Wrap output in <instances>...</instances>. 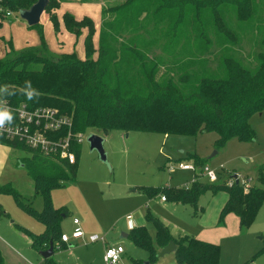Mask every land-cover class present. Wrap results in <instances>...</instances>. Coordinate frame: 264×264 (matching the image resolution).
<instances>
[{
  "label": "trees",
  "instance_id": "1",
  "mask_svg": "<svg viewBox=\"0 0 264 264\" xmlns=\"http://www.w3.org/2000/svg\"><path fill=\"white\" fill-rule=\"evenodd\" d=\"M52 1L49 0L46 10L53 6L58 9L64 2L53 5ZM139 1L126 0L120 6L103 9L98 48L94 43L96 26L92 19L85 17L77 20L70 13L63 15L66 30L77 38L87 28L85 59H81L76 52L54 55L44 43L40 47H27L21 51H16L8 43L9 52L0 60V98L13 106L26 103L31 109H59L61 113L72 117L74 134L85 133L89 129L97 130L102 135L113 131L138 130L196 136L216 131L220 136V144L233 137L242 141L254 140L255 133L249 124V118L254 113L264 111V36L257 40L259 44L256 54L244 57L239 53L243 48V32H264V21L245 20L252 0H195L194 4L199 8L214 6L216 12L222 6H237L239 26L233 28L229 21L217 16L215 30L219 37L212 41L209 37L202 36L192 42L190 46L195 54L192 59L189 58L187 68L182 73L167 69L164 59L167 54L174 52L178 42L170 38L168 42H161L172 34L178 27L177 24L163 23V27L168 28L165 36L148 42L143 35V30H148L149 17L145 5L139 10L138 18L146 22H139L132 30L122 23L123 14ZM1 5L11 12L19 13L30 9L33 4L27 0H2ZM182 5L183 1L180 0H163L160 8L169 10ZM159 12L160 10L155 9L152 14ZM143 14L146 16L141 17ZM51 21L58 31V17L52 16ZM162 22L157 19L154 28L157 29ZM245 23L249 25L246 26ZM125 32L133 37H124ZM216 46L219 48L218 56L214 59L218 61L216 71H202L199 75L188 71L190 65L196 64L194 60L205 66L204 63L214 55L211 50ZM200 57L202 58L199 59ZM137 77H143L144 90L136 84ZM0 142L17 150L37 153L22 143L8 140ZM73 151L78 160L79 146L73 147ZM39 154H35L32 159H25L23 165L32 178L35 193L43 196V210L37 211L30 204L22 203L23 196L12 187H0V193L14 196L28 213L46 226L42 235H35L19 227L23 234L31 238L33 248L40 252L46 251L53 241L54 250L64 249L67 245L62 241L64 233L60 227L61 214L53 206L51 193L54 189L65 186V182L74 180L76 167L73 169V166L77 163L68 165L54 162L52 158ZM257 171L260 186L249 185L246 188L245 185L249 183L235 182L232 187H222L229 192L222 215L236 214L243 228H248L255 222L258 211L264 204V165ZM193 188L192 191L169 188L147 192L150 196L161 194L166 200L184 203L195 201L207 190L197 180H194ZM146 217L154 223L155 237L146 227H135L128 234L135 246L149 249L156 256L157 247L162 249L174 241L177 246L175 255L180 264H220L219 246L190 236L177 240L163 221L150 214ZM0 264H5L1 252ZM43 264L56 263L51 257L44 260Z\"/></svg>",
  "mask_w": 264,
  "mask_h": 264
},
{
  "label": "rangeland",
  "instance_id": "2",
  "mask_svg": "<svg viewBox=\"0 0 264 264\" xmlns=\"http://www.w3.org/2000/svg\"><path fill=\"white\" fill-rule=\"evenodd\" d=\"M27 1L34 5L38 0ZM60 1H64L58 8L60 13H70L75 18L80 15V9L73 7V3L76 2L98 3L102 6V12L106 7H116L126 2V0H53L52 4L56 5ZM180 1H183L180 8L161 10L163 0H140L121 17L122 23L130 26L132 30L135 25H139V22H146L138 18L139 10L145 5L149 17L148 30L147 32L143 30L145 32L143 35L148 42L165 36L168 28L163 27L165 25L163 23L178 25L171 35L161 41L168 42L170 38L178 42L174 52L164 57L166 68L176 70V73L184 72L189 63L187 61L195 54V50L190 46L192 42L202 36H207L212 41L217 40L216 37H219V33L215 30L217 16L229 21L233 28L239 26L237 6H222L217 8L216 12L214 6L199 8L194 4L195 0ZM249 6L245 20L264 21V0H252ZM155 9L160 12L153 15ZM4 10L5 12H0V59L5 55V45L2 42L4 40L9 41L16 51L27 47H40L44 43L54 55L69 52L74 45L76 49L72 52H80L82 42L81 39L76 40L75 35L71 44L63 40V49L57 45L56 37L60 26L56 31L51 21V17L56 16L55 6L45 11L47 16H44L41 23L36 26H30L18 12H13L9 17L6 14L9 9ZM144 16L146 14L141 17ZM58 19L63 21L60 15ZM157 19L163 22L155 29ZM245 25L248 26L249 23ZM254 28L256 29L257 26ZM83 32L87 34V28L82 30V34ZM243 34L245 35L242 36L243 48L240 49V56H253L258 52L257 40L264 36V32L253 30L248 33L243 32L241 35ZM123 35L127 38L133 37L129 32ZM94 38L97 41L94 42L95 46L98 48L97 29ZM233 50L237 51L235 48ZM156 51L160 53L159 49ZM218 51L217 46L213 47L211 54L213 52L214 55L211 57V54L208 55L210 58L204 63L205 66L194 60L196 64L190 65L188 71L197 75L202 71L213 73L218 66V61L214 60L215 56H218ZM175 77L178 79L177 75ZM135 82L144 90L143 77H137ZM249 124L255 133L254 140L242 141L233 137L224 144H220V136L216 131L188 136L138 130L113 131L108 135H102L94 129L86 130L84 141L79 146L78 162L73 166V169L76 167L75 178L65 182V186L54 189L51 200L54 208L61 214V232L71 237L75 231L74 219H78L84 235L87 236L71 242L64 249H57L52 256L55 263L105 264L106 246L121 245L125 253L119 264H180L175 253L158 258L156 256L163 248L157 247L158 253L155 256L149 249L135 246L130 238H122L123 234H130L132 231L129 224L131 222L127 218L129 215H132L134 220L140 219L143 226L155 237L154 223L146 217L150 214L163 221L173 236L188 235L219 246L220 264H264V204L258 211L255 222L248 228L241 226L236 214L222 215L229 199V192L222 187L231 179H235V175H238L243 183L252 178L254 182L250 185L260 186L257 170L264 165V111L254 113L249 118ZM93 134L104 139L106 161L100 158L96 150L90 148L88 139ZM2 144L4 143H1L0 147ZM14 151L15 153L7 158L6 165L0 164V178L3 179L1 184L13 181L17 191L23 196L22 203L30 204L35 210L42 211L43 196L26 189L25 183L22 182V177L29 182L32 179L23 165L24 160L40 154ZM1 159L4 160V157L0 153V162ZM180 162H197L200 167L208 165L216 171L218 181L211 183L202 174L197 173L195 177L194 172L179 170ZM172 166L176 167L174 172L169 170ZM195 178L206 186L207 190L192 202L176 203L169 199L168 203H164L161 201V194L150 196L147 192L169 188L192 191ZM14 186L7 187L15 188ZM18 227L25 228L35 235H42L46 231V226L28 213L14 196L0 193V240L8 244L15 253L7 252L0 241V252L6 256V258L3 256L5 264H43L40 253L32 247L31 238L21 233ZM92 235L104 238L105 242L89 243L87 238ZM180 238L175 239L181 240Z\"/></svg>",
  "mask_w": 264,
  "mask_h": 264
},
{
  "label": "built area",
  "instance_id": "3",
  "mask_svg": "<svg viewBox=\"0 0 264 264\" xmlns=\"http://www.w3.org/2000/svg\"><path fill=\"white\" fill-rule=\"evenodd\" d=\"M0 12H5V8L1 6ZM7 16L11 17L13 12L7 11ZM0 112L8 113V117L3 123H0V140H8L24 144L30 150L41 153L44 156L52 158L55 161L75 165L77 163V155L73 151V147L80 146L84 141V133H73V119L69 115L62 114L58 109L50 107H40L31 109L26 103L19 106H13L5 99L0 98ZM175 166L169 168L170 172H174ZM178 169L182 171H191L202 174L207 177L211 183L218 181L216 171L208 165L201 167L193 162H180ZM196 180V179H195ZM239 183L246 186L252 183L246 181ZM237 179H231L226 183L232 187ZM162 201H167L165 196L161 197ZM128 220H132V216H128ZM74 225L77 226L72 236L62 235V241L68 244L72 239L84 238V232L80 227V221L74 219ZM98 241L105 242L104 238L98 235L89 237V242ZM125 253L124 247L121 245H108L105 248L104 262L105 264H119L122 261V255Z\"/></svg>",
  "mask_w": 264,
  "mask_h": 264
},
{
  "label": "crops",
  "instance_id": "4",
  "mask_svg": "<svg viewBox=\"0 0 264 264\" xmlns=\"http://www.w3.org/2000/svg\"><path fill=\"white\" fill-rule=\"evenodd\" d=\"M74 4V6L73 7H75L76 9H80V15L78 16H76V19L77 20H82V19H84L85 17H88V18H90V19H92L93 21H94V23H97V24H95V26H96V29H97V32H98V37H99V32H100V26H101V12H102V6L100 5V4H98V3H73ZM62 5V4H61ZM60 5V6H61ZM65 13H63V14H61L60 13V11H59V9H57L56 10V16H58L59 17V15H60V18L61 17H63V15H64ZM44 16H47L46 15V13H44V15L42 16V18L44 17ZM95 19H98V21H95ZM42 21V20H41ZM61 21V22H60ZM59 22H60V31L57 33L58 34V36L56 37V39H57V45L60 47V49H63V40H65V41H68L70 44H71V42H73V37H74V34H71L70 32H68L67 30H66V28H65V25H64V22L62 21V20H60ZM50 23H51V21H50ZM52 24V23H51ZM88 33V32H87ZM87 36V34H84V32H83V34L79 37V38H76V40H78V39H81V42H82V47L80 48V52H76V53H78V55H79V57L81 58V59H84L85 58V46H84V42H85V37ZM76 37V36H75ZM94 40H95V38H94ZM1 41V40H0ZM3 43H4V45H5V55H3L2 57H5L6 56V54L9 52V45H8V43H10L9 41H6V40H4V41H2ZM95 43L97 42L96 40L94 41ZM74 45V44H73ZM74 49H76L75 48V45H74V47H73V49L72 50H70L69 52L67 51V52H63V53H72V51H74ZM82 50V51H81ZM62 53V54H63ZM82 57H84V58H82ZM0 60H2V59H0ZM1 144V143H0ZM3 145V146H2ZM1 145V147H0V153L3 155V157H4V160H2L1 159V162H0V164H4V165H6V161H7V158L9 157H11L14 153H15V151L14 150H17V149H14V148H12L11 146H9V145H6V144H2ZM20 151H22V150H20ZM23 152V151H22ZM22 159V158H21ZM23 160V159H22ZM21 160V161H22ZM195 174V177H196V174L197 173H194ZM196 179V178H195ZM3 181V179H1L0 178V187H7V186H14V184H13V181H9V182H7V183H5V184H1V182ZM22 182L23 183H25V188L26 189H28V190H30V191H32V192H34L35 193V190H34V187H33V181H32V179H31V181L29 182V181H27V180H25L23 177H22ZM15 187V186H14ZM13 188V187H12ZM14 189H16L17 190V188L15 187ZM136 192V191H135ZM36 194V193H35ZM22 195V194H21ZM162 201V200H161ZM162 202H164V201H162ZM164 203H168L167 201H165ZM129 216H132V215H129ZM128 218V217H127ZM131 223H129L130 224V229L132 230V229H134L135 227H139V226H143L144 224L142 223V221L140 220V219H138L137 218V220H134L133 218H132V220L130 221ZM73 224H74V222H73ZM75 226V225H74ZM77 226H75V228H76ZM17 229H19V227L17 228ZM21 232V231H20ZM22 233V232H21ZM25 235V234H24ZM27 236V235H26ZM86 236L87 235H85L84 236V238H86ZM183 236H188V235H180V236H174L175 238H179V237H183ZM89 239V237L87 238V240ZM31 240V239H30ZM79 240H81V239H78V240H76V239H72L71 238V240H70V242L68 243V244H70L71 242H76V241H79ZM1 241V240H0ZM2 242V244H3V248H5L6 249V251L7 252H10V253H12V254H15L14 253V251L8 246V244H6V243H4L3 241H1ZM88 242H89V240H88ZM89 243H92V242H89ZM31 244H32V241H31ZM68 244H66L67 246H68ZM33 247V246H32ZM35 249V248H34ZM39 253H40V251H38ZM56 252V250L54 251V253ZM3 256L6 258V256H5V254H3ZM42 257V256H41ZM43 259V258H42ZM43 261H44V259H43ZM25 264V263H24Z\"/></svg>",
  "mask_w": 264,
  "mask_h": 264
},
{
  "label": "water",
  "instance_id": "5",
  "mask_svg": "<svg viewBox=\"0 0 264 264\" xmlns=\"http://www.w3.org/2000/svg\"><path fill=\"white\" fill-rule=\"evenodd\" d=\"M49 4V0H38L34 5L31 6L28 10H22L19 12L20 17L25 20L30 26H36L41 23L42 16L44 15L46 8ZM88 142L90 143L91 150H96L100 158L103 161L107 160L106 152L104 149V139L97 135L93 134L89 137ZM237 179V184H239L238 175L234 176ZM128 234H123L122 238H128ZM177 246L174 241L164 247L161 252L157 255L158 258L164 257L167 254L175 253ZM54 242H50V247L46 251L40 252V255L44 260L51 258L54 255ZM149 264V263H147Z\"/></svg>",
  "mask_w": 264,
  "mask_h": 264
},
{
  "label": "clouds",
  "instance_id": "6",
  "mask_svg": "<svg viewBox=\"0 0 264 264\" xmlns=\"http://www.w3.org/2000/svg\"><path fill=\"white\" fill-rule=\"evenodd\" d=\"M6 118H9L8 113L0 112V123H3Z\"/></svg>",
  "mask_w": 264,
  "mask_h": 264
}]
</instances>
